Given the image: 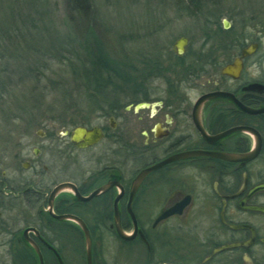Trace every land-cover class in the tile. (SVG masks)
Listing matches in <instances>:
<instances>
[{"label":"flooded vegetation","instance_id":"1","mask_svg":"<svg viewBox=\"0 0 264 264\" xmlns=\"http://www.w3.org/2000/svg\"><path fill=\"white\" fill-rule=\"evenodd\" d=\"M222 14L207 15L201 36L141 47L136 92L124 85L126 100L99 101L101 113L73 128L99 129L98 142L78 146L73 129L37 132L43 148L24 160L26 147L16 151L21 171L1 172L0 208L24 209L20 219L0 213V264L28 259L19 252L60 264L73 245L66 230L87 264L83 229L65 216L87 228L92 264H123L129 246L143 250V264H264V5ZM64 184L74 189L57 191Z\"/></svg>","mask_w":264,"mask_h":264},{"label":"trees","instance_id":"2","mask_svg":"<svg viewBox=\"0 0 264 264\" xmlns=\"http://www.w3.org/2000/svg\"><path fill=\"white\" fill-rule=\"evenodd\" d=\"M52 1L0 0V116L3 119L17 117L23 121L21 116L28 115L25 122L30 123L34 115L29 117L27 105L47 95L43 79L54 84L52 92L64 100L72 99L70 95L77 91L79 102L92 104L106 101V97L107 100L119 98L123 93L121 87L126 84H132L136 92L138 69L134 64L120 63L107 52L103 37H98L95 31L98 13L93 0H62L60 16L57 4ZM173 1L179 11L192 15L208 4L217 6L223 2ZM59 21L68 30H59ZM54 65L67 66L70 80L54 83L52 76H60L53 70ZM28 83H32V88L27 92ZM42 91L45 93L39 95ZM77 106L70 104L63 108H74L79 114Z\"/></svg>","mask_w":264,"mask_h":264},{"label":"rangeland","instance_id":"3","mask_svg":"<svg viewBox=\"0 0 264 264\" xmlns=\"http://www.w3.org/2000/svg\"><path fill=\"white\" fill-rule=\"evenodd\" d=\"M53 1L57 4L58 15L60 16V11L63 10L62 0ZM93 5L95 6V11L98 13L95 31L98 37H103V43L106 45L107 52L119 60L120 63L126 62L128 64L127 60L129 59L130 64H133V62H137L139 54L142 52L141 50L143 48L141 47L149 45L148 43L154 46L167 45L170 48L174 39L180 35L201 36V32H203L201 28L205 25L208 14L214 15L218 10H222L224 12L222 14L223 19L227 18L232 12L242 11V13L246 12V16H248L251 9L264 5V0H223L222 4L218 7L208 4L193 15L184 11H178L174 6L173 0L164 2L159 0H93ZM59 24L61 25L59 26V30H68L65 24L62 25L61 21H59ZM155 41L159 42V44ZM67 68V66L63 65H54L53 70L58 71L60 76H52V81L54 83H60L63 80L65 82L69 81L71 74L67 71ZM42 83H45L47 86V90L45 91L47 95L41 99H33L34 101H31L27 105L29 108V117L34 115L30 123L25 122L29 119L28 115L21 116L23 121L17 119V117L3 119L0 116V175L2 171L10 175L15 171L17 173V170L19 172L21 171L20 163L15 168L12 159L21 146H25L29 151L27 155L25 154L26 156L23 155L24 157L21 160L30 157L34 147L43 148L47 140L40 139L37 132L46 134L53 133L59 136L64 130L70 131L74 126L89 120L91 116L93 118V116L101 113V108L98 107V103L79 102L76 97L77 91H74L70 95L72 99L68 98L64 100L63 96L55 91L52 92V88L55 86L54 84L47 79H43ZM31 88L32 83H28L26 85L27 92ZM121 88L122 90L126 89L124 85ZM70 89L69 86L67 91H71ZM45 92L42 91L39 95ZM125 94L127 93L123 91L117 99L126 100ZM98 99L101 100L100 98ZM71 100L77 101V103L69 102ZM70 104L78 105L76 108L81 112L78 114L74 108H63V106ZM13 112L15 113L16 110H13ZM16 115L19 114L16 113ZM64 139L62 138V140ZM37 170L41 171L42 168L38 167ZM36 180H38L37 177H35ZM23 209L22 204L18 203L15 206L9 204V209L0 208V213L3 219H10L11 217L20 219L23 215ZM141 219L143 222L146 221L142 214ZM63 238L66 242L73 243L72 246L62 250L64 264H84L82 247H80L82 244L80 237L77 235L75 237L66 230L63 232ZM110 241H108L107 236L103 237V251L101 253L108 261L112 260L111 253L116 252L115 247L110 244ZM16 254H18V257L20 255L22 257H28V259L21 260L15 255L11 264H33L31 256L26 255L24 252ZM143 254V250L137 246H129L122 255H119L127 262L120 261V263L143 264ZM48 260L49 264L53 263L51 258H48Z\"/></svg>","mask_w":264,"mask_h":264},{"label":"water","instance_id":"4","mask_svg":"<svg viewBox=\"0 0 264 264\" xmlns=\"http://www.w3.org/2000/svg\"><path fill=\"white\" fill-rule=\"evenodd\" d=\"M177 46L179 45H182V43H180V41H178L176 43ZM71 141L76 143L78 146H82V147H85V146H91L93 145L94 143L98 142L99 139L102 137V134H101V131L97 128H94L92 130H87L85 128H81V127H76L75 129H73V131L71 132ZM80 139H83L84 143L80 144L79 143V140ZM177 157H172L168 160H165L163 161L162 163H159L157 165H155L154 167H151L145 171H143L137 180H141L143 179V177L150 171H152L153 169L157 168V167H160L166 163H169L170 161L176 159ZM251 158L250 155H244V156H241V157H238V159H249ZM237 159V158H236ZM64 187H69L71 189H74V187L72 185H69V184H64V185H61L59 186L57 189L60 190V189H63ZM97 193H93L92 195H90L89 197L87 198H80L81 200H88L90 199L92 196H95ZM79 199V200H80ZM65 218L67 219H72L74 220L77 224H79V226L83 229V232H84V239H85V249H86V260H87V264H92V257H91V246H92V242H91V238L88 234V231H87V228L84 226L83 222L80 220V219H77L75 217H71V216H65ZM63 219V218H62ZM118 220H116V223L118 224ZM118 229H117V234L118 236L123 239V240H130L133 238V236H127L125 233H123V231H121L120 227L117 225ZM236 245H227L225 248H230V247H235ZM59 260V263L60 264H64L63 261L58 258ZM39 261H40V264H43V260H42V257L40 256L39 254Z\"/></svg>","mask_w":264,"mask_h":264}]
</instances>
